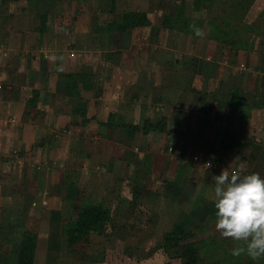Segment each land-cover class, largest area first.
<instances>
[{"label": "rangeland", "instance_id": "obj_1", "mask_svg": "<svg viewBox=\"0 0 264 264\" xmlns=\"http://www.w3.org/2000/svg\"><path fill=\"white\" fill-rule=\"evenodd\" d=\"M71 1L61 25L93 31L105 50L89 52L85 36L68 47L92 57L82 63L94 71L86 79L80 73L79 91L93 116L63 123L52 144L38 129L28 146L0 135V264H17L25 231L35 233L32 264H181L161 247L178 223L210 262L238 261L231 254L243 241L215 228L213 176L224 169L264 175V0L244 14L233 0ZM126 13L146 22L128 27ZM107 53L124 58L109 79L124 89L109 103L122 112L120 129L103 126L107 115L97 108L108 80L96 61ZM21 121L1 115L0 134L11 122L19 132ZM93 203L109 210L108 219L71 243L69 223ZM251 260L264 264V256Z\"/></svg>", "mask_w": 264, "mask_h": 264}, {"label": "crops", "instance_id": "obj_2", "mask_svg": "<svg viewBox=\"0 0 264 264\" xmlns=\"http://www.w3.org/2000/svg\"><path fill=\"white\" fill-rule=\"evenodd\" d=\"M66 1L0 0V116L16 115L22 119L19 132L16 131L19 126L11 122L10 129L7 130L4 126L0 135L12 139L18 145H30L31 138L27 137L35 129L46 131L44 133L47 135L44 137H50V144L60 135L59 130L63 123H83L93 116V103L87 95L85 96V92L79 91L82 82L79 80L80 73L86 79V76L92 75L94 71L91 66H82V63L91 64L92 57L89 54L79 57L75 51L83 48L78 45L74 49L75 53L68 51V47H73L76 41L81 39L79 36H85L89 40L85 45L89 52L105 50L94 41L93 31L91 33L89 29L83 31L77 26L70 28L61 25L62 19L66 17V11L62 9ZM71 2L73 5L80 4L78 0ZM110 55L107 53L105 58L96 61L98 67L102 62L101 69L108 80L97 108L99 109L100 105L103 114L107 115L106 119L100 120L103 126L113 123V127L117 125L120 129L122 112L111 110L109 103L115 101L116 96L120 97L124 89H121L120 85L119 88L111 87L109 79L117 69L124 66V58L121 53L114 57ZM91 87L90 83L86 90ZM101 131L103 135L105 129L102 128ZM20 132H23V136L19 135ZM10 135L13 137L10 138ZM1 141L2 139L0 144Z\"/></svg>", "mask_w": 264, "mask_h": 264}, {"label": "clouds", "instance_id": "obj_3", "mask_svg": "<svg viewBox=\"0 0 264 264\" xmlns=\"http://www.w3.org/2000/svg\"><path fill=\"white\" fill-rule=\"evenodd\" d=\"M197 35H201L199 29ZM215 228L224 237L243 241L233 248L253 259L264 256V175L249 172L230 174L225 169L213 176Z\"/></svg>", "mask_w": 264, "mask_h": 264}, {"label": "trees", "instance_id": "obj_4", "mask_svg": "<svg viewBox=\"0 0 264 264\" xmlns=\"http://www.w3.org/2000/svg\"><path fill=\"white\" fill-rule=\"evenodd\" d=\"M214 1V0H210ZM220 5V0H215ZM237 2V6L235 9L243 10L242 13H246L247 10L252 7L254 0H233V3ZM224 3H228L231 5L232 0H224ZM229 6V5H228ZM228 13L232 12L230 9H227ZM230 11V12H229ZM237 11V10H235ZM227 13V12H226ZM237 15V14H234ZM238 17H243L242 15ZM127 21V22H126ZM145 20H141L140 17L135 13H126L125 15V23L126 25L135 26L139 24L145 23ZM121 29V27H120ZM181 30H185L188 33H194L192 28L184 27ZM226 40L229 39L226 34ZM230 40V39H229ZM224 43L225 41L222 40ZM231 41V40H230ZM230 45V44H229ZM239 48H236L235 44L231 46V53L233 55H237L239 52ZM233 51V52H232ZM234 104L243 105L240 100H235ZM158 128L155 124L153 127L149 124L145 125V131L150 130L151 128ZM159 129H163V127H159ZM109 217V210L104 207L103 204L93 203L85 206L80 215L78 216L76 221H71L68 226V234L70 235L71 243H74L80 236L83 234H87L89 230L93 227H97V225L102 221L106 220ZM189 236V233L186 231V228L183 223H178L172 229V231L165 233L164 239L161 243V247L170 257H178L181 259V264H256L251 258H245L242 263L238 256L231 254L232 258L237 257L238 261H232L226 256L223 260L213 259L209 260L207 255L203 252L201 247L196 242L186 241ZM35 233L32 231H25L24 237L22 238L20 247H19V256L17 264H32L34 260V248H35Z\"/></svg>", "mask_w": 264, "mask_h": 264}]
</instances>
